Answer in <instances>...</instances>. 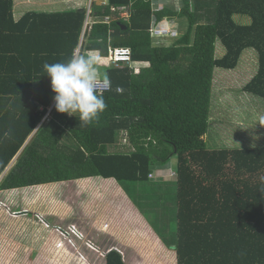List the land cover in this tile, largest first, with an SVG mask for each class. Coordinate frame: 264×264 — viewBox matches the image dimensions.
<instances>
[{
    "label": "trees",
    "instance_id": "trees-1",
    "mask_svg": "<svg viewBox=\"0 0 264 264\" xmlns=\"http://www.w3.org/2000/svg\"><path fill=\"white\" fill-rule=\"evenodd\" d=\"M182 1L178 12H154L151 0H95L89 12H28L16 21L14 0H0V177L53 103L50 79L42 76L45 62L66 60L79 48L97 51L110 66L112 86L103 93L107 109L89 126L54 107L51 121L37 130L0 189L113 179L141 206L149 191L160 193L147 186L154 168L169 167L176 158L170 180L176 185L177 241L165 243L174 247L177 264H264V148L210 149L205 141L215 70L235 69L248 49L257 52L258 70L243 91L264 100V0ZM127 9L125 21L119 14ZM237 16L250 22L239 24ZM154 17L187 18L188 31L172 45L155 47ZM112 47L130 48L132 62L110 64ZM136 62L149 66L140 69ZM121 132L134 152H109ZM66 136L73 145L60 144ZM135 185L140 201L131 191ZM121 201L128 203L123 196ZM49 236L58 254L92 242L78 229ZM114 248L106 264H126Z\"/></svg>",
    "mask_w": 264,
    "mask_h": 264
},
{
    "label": "rangeland",
    "instance_id": "rangeland-1",
    "mask_svg": "<svg viewBox=\"0 0 264 264\" xmlns=\"http://www.w3.org/2000/svg\"><path fill=\"white\" fill-rule=\"evenodd\" d=\"M39 3H41L40 0H17V8L14 11L15 18H19L17 13L27 11L28 7H30V9L36 8V6H39ZM96 3L100 2L97 1ZM172 8L177 9V6L172 5ZM124 14L125 13L122 12L121 16L124 17ZM113 18L116 19V16L113 15ZM236 19L239 24H247L250 22V19L246 16H237ZM161 27H166V24L163 22L157 25V28ZM169 30L175 31V27L170 24ZM172 43L173 41L169 44ZM224 54L225 50L220 42H218L217 55L222 57ZM138 68H142V65L138 66ZM257 70L258 55L254 49H248L243 52L239 64L235 69L215 70L209 129L205 137L208 148H264V123H262L261 119L264 118V100L243 91L244 86L251 81L257 73ZM65 143L67 145H73L70 140ZM134 150L135 149L131 145L126 132L119 133L117 144L109 146L110 153L118 151L131 153L134 152ZM168 166L169 167H163L159 165L154 168L157 178L150 180L147 184L148 187H157L160 190V193H158L159 191L157 190L149 191L148 194L145 195V200L141 202V206L140 203L137 204L129 197V200L134 206L140 208V210L137 208L139 213H141L140 215H143V217L145 216L147 223L150 226V231L153 229L156 236L161 238L162 242L164 241L163 244L166 248L163 247V249L165 251L159 244L158 239L156 240V244H154L151 240L143 237L141 234L140 237L136 236L135 219L132 224H126L123 222L125 218V215L123 214V217H121L122 221L117 223L124 231V234L122 235L123 238L119 237V235L116 236V234L112 232L113 230L108 231V229L110 230V227L105 225L104 228H106V230L104 229L100 234H92L90 231V237L93 238L91 243L86 238L88 243L86 242L84 247L80 244L79 246L76 245V249L63 247L62 249H59L61 250V253L58 254L55 252L57 249L54 247L56 242L52 241V237L49 236L47 238L44 235L40 238V245L35 240H32V242L28 241L27 244L29 247L31 246L32 250L21 248V252L17 257L14 248L19 244L15 245L13 243L12 245H9L5 242H1L2 245L0 246V249L4 245L13 249L15 253L12 255L9 251L10 249H1L0 264H77L76 258L84 259L86 264H106V259L102 261V258L111 250L109 248H114V246L117 247L119 254L122 256L126 264H177V255L173 249L174 247L169 248L168 245L177 241L176 185L169 179V177L167 178L169 180L165 181H162L159 178V176H170L166 173V170H176V158L172 159ZM97 181L99 182L100 180L91 182H72L65 186L64 195L67 196L65 197V201L67 202L65 207L68 208V211L74 209L76 210L75 212L78 213L81 205H83V207L87 205L86 207H88L87 209L89 210L86 211L87 215H84V217L88 220H82L81 218L72 216V218H66L67 223L65 225L59 224L60 227L68 230L69 227H72L70 224L75 225L79 223L83 225L82 223L89 221L88 212L93 215H101L102 212L100 211H102V207L104 208L106 206V202H112L105 199L100 186L98 187L97 185ZM131 189L132 193L140 201V185H135ZM150 192H155L157 194H152ZM48 211H52L53 213L56 212L52 209H49ZM62 211L65 212L64 209ZM173 216L174 219H172ZM138 222H140V219ZM33 225L34 226H31L32 230L34 227H37V225ZM54 227H57V225ZM49 229L53 232V229ZM7 237L13 239V236L9 235ZM7 237H5L6 242L10 240ZM165 241L168 244L165 243ZM101 248L104 251H102ZM17 249L18 248H16V250ZM78 252L79 254H77Z\"/></svg>",
    "mask_w": 264,
    "mask_h": 264
},
{
    "label": "crops",
    "instance_id": "crops-1",
    "mask_svg": "<svg viewBox=\"0 0 264 264\" xmlns=\"http://www.w3.org/2000/svg\"><path fill=\"white\" fill-rule=\"evenodd\" d=\"M40 2L41 3H39V6H37L36 9L35 8L30 9V7H28L27 11L25 12L22 11L20 13H17V16H19V18H15V14H14L15 20L16 21L20 20L21 17H23L28 12L60 13V12L74 11L80 9H84L88 11V9L91 10L92 7L91 4L93 3V0L89 2L88 6L82 5L83 0H40ZM49 3H58V6L56 7L57 10L51 11L54 10V8L50 10L44 8ZM151 3H152V10L154 12H160L163 9H169L173 12H178L181 10V8L184 5L182 0H151ZM102 4L103 3H101V5ZM172 5L177 6V9H173ZM16 8L17 5H16V1L14 0V11ZM128 9L126 10V12H124L125 13L123 15L124 17L121 16L122 13L119 16L121 18L129 19L131 16V12ZM123 10L124 9H120V11ZM126 19L124 20L126 21ZM163 22L166 24V27L157 28V25ZM170 24H172L175 27V31L169 30ZM188 27L189 25L187 18H178L171 20L166 18L161 22H157V17H154L151 26V36L153 40V45L155 47H164V46L172 45L175 41L181 38L183 34L187 32ZM172 41L173 43L169 44ZM93 52L99 54V52L97 51H93ZM101 59L102 62L99 67L101 68V71L107 73L110 66L107 65V62L106 60H104V57L101 56ZM135 65H137V67L138 65L139 66L142 65V68L149 66L148 63L145 62H136ZM54 107L55 106L53 102L52 105L48 107L47 113L42 123H40L38 127L34 130V132L27 138L24 146L20 149L18 154L10 163V165L1 175L0 185L4 181V178L10 173V171L16 167L19 157L22 155L25 148L34 141V139L36 138L37 130L43 124L47 125L51 121ZM43 110L44 107L41 105L39 111H43ZM4 112L5 111L0 112V119L4 114ZM17 115H18L17 118L16 117L12 118L13 121L15 120V118L18 119V117L21 114L17 113ZM9 121L11 120L9 119ZM66 139L67 136L60 141V144L69 141V139L67 140ZM95 180H100L99 182L97 181L98 182L97 185L98 187L100 186V189L105 199L107 201H112L114 203L106 202V206L104 208L102 207L101 209L102 211H100L102 212L101 215L100 214L93 215L90 212H88L89 221L82 223L83 225L78 223L75 225L70 224L71 226H76V228H78L79 231L84 233V235L91 240L93 238L90 237V231L92 232V234L93 233L100 234L104 231V229L106 230V228H104L105 225L110 227V230L108 229V231L113 230L112 232L116 234V236L119 235V237L123 238L122 234L119 233L123 230L118 226L117 223L118 222L120 223V221H122L121 217H123L124 214L125 218L123 222L126 224H132L135 219L136 236L140 237L141 234L143 235V237L151 240V242H153L154 244H156V240L158 239V242L162 246V249L163 247L166 248L161 238L156 236L155 231L153 232V229H151L150 231L149 229L150 226L148 225L146 218L143 217V215L141 216L140 215L141 213H139L138 211V209L140 210V208L134 206V204L129 200L128 196L121 189V187H118L115 180L103 179V178H93V179L87 178V180L84 181L91 182ZM161 180L165 181L169 179L165 178ZM72 182H80V181L74 180V181L61 182V183L41 184V185L30 186L25 188L4 189V190L0 189V246L2 245L1 242L2 243L5 242L9 245L10 244L12 245L13 243L15 245L19 244L16 245L17 247L14 248L17 253L16 254L17 257L21 252V248H25L26 250L29 249L32 250L31 246L29 247L27 244L28 241L32 242V240H35L40 245V238L43 237L44 235L48 237L50 232L52 231V230L50 231L49 228L53 229L60 227V225L62 224L65 225L67 223L66 218H72V216L73 217L76 216L78 218H81L82 220H88L84 217V215H87L86 211L89 210L87 209L88 207H86L87 205L86 206L84 205L85 207L81 205V207H79L80 211L78 213L75 212L76 210L74 209H72V211H68V208L65 207V205H67V202L65 201V197L67 196L64 195V190L66 188L65 186L68 183H72ZM121 196H123V200L127 201L128 203H123L121 201ZM49 209H52L53 211L56 212L55 213H53L52 211L49 212L48 211ZM63 209L65 210V212L62 211ZM139 219L140 222H138ZM33 224L37 225V227H34V229L32 230L31 226H34ZM114 224H116L117 227H119L118 231H116V229H113ZM55 225H57V227H54ZM70 225H66V226H70ZM9 235L13 236V239L7 237ZM5 237L9 238L10 240L6 242ZM16 248L18 249L16 250ZM1 249H10V247H6L3 245ZM1 249L0 251H2ZM114 249H117V247H115ZM101 250L104 251L102 248ZM9 251L12 253V255L13 253H15L13 249H10ZM104 259L105 257L102 258V261H104Z\"/></svg>",
    "mask_w": 264,
    "mask_h": 264
},
{
    "label": "clouds",
    "instance_id": "clouds-1",
    "mask_svg": "<svg viewBox=\"0 0 264 264\" xmlns=\"http://www.w3.org/2000/svg\"><path fill=\"white\" fill-rule=\"evenodd\" d=\"M101 62V56L93 51L87 53L73 51L66 60L45 62L42 66L44 73L42 76L50 79L55 110L68 116L78 115L81 127L98 122L108 107L103 93L110 90L111 80L106 72L101 71L99 67ZM261 119L264 123V118ZM169 172L168 175L171 176L172 171ZM152 174L154 178L149 179H156V172ZM170 176L159 178L170 179ZM72 228L78 229L76 226ZM56 229L53 228V231ZM240 255H243V252Z\"/></svg>",
    "mask_w": 264,
    "mask_h": 264
},
{
    "label": "built area",
    "instance_id": "built-area-1",
    "mask_svg": "<svg viewBox=\"0 0 264 264\" xmlns=\"http://www.w3.org/2000/svg\"><path fill=\"white\" fill-rule=\"evenodd\" d=\"M110 60L115 65H118L119 63H128L131 60V50L128 48L110 49ZM149 177L154 178V174H150ZM56 231L58 233H65L68 231H74V229L72 227H69L68 230H65L62 227H58Z\"/></svg>",
    "mask_w": 264,
    "mask_h": 264
},
{
    "label": "bare ground",
    "instance_id": "bare-ground-1",
    "mask_svg": "<svg viewBox=\"0 0 264 264\" xmlns=\"http://www.w3.org/2000/svg\"><path fill=\"white\" fill-rule=\"evenodd\" d=\"M89 10L90 9H88V12H89ZM80 47H81V45H80ZM119 48H128V47H119ZM110 49H118V47L116 48H109V51H108V62L110 63V64H112L113 66H115V67H123L124 65H128V64H130L131 62H132V51H131V60H130V62H128V63H119L118 65H115V64H113L112 62H111V60H110ZM128 49H130V48H128ZM131 50V49H130ZM80 51V48L78 49V51L77 52H79ZM111 89H112V86H111ZM120 90V91H119ZM118 91L119 92H121V89H119ZM108 92V91H107ZM135 151V150H134ZM173 174V173H172Z\"/></svg>",
    "mask_w": 264,
    "mask_h": 264
}]
</instances>
